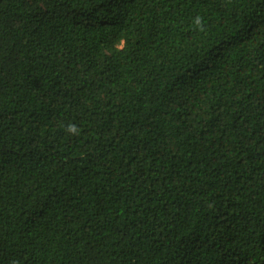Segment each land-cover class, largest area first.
<instances>
[{"label": "trees", "instance_id": "16d2710c", "mask_svg": "<svg viewBox=\"0 0 264 264\" xmlns=\"http://www.w3.org/2000/svg\"><path fill=\"white\" fill-rule=\"evenodd\" d=\"M0 264H264V0H0Z\"/></svg>", "mask_w": 264, "mask_h": 264}]
</instances>
